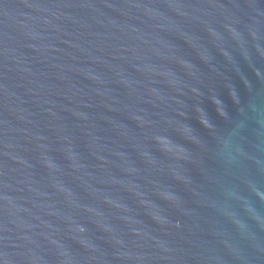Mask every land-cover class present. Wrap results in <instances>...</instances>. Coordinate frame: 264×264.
<instances>
[{
	"label": "water",
	"instance_id": "obj_1",
	"mask_svg": "<svg viewBox=\"0 0 264 264\" xmlns=\"http://www.w3.org/2000/svg\"><path fill=\"white\" fill-rule=\"evenodd\" d=\"M0 264H264V0H0Z\"/></svg>",
	"mask_w": 264,
	"mask_h": 264
}]
</instances>
